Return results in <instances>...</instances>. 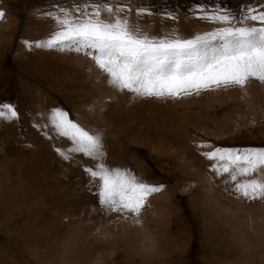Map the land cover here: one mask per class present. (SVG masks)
I'll return each instance as SVG.
<instances>
[{
  "label": "rangeland",
  "instance_id": "rangeland-1",
  "mask_svg": "<svg viewBox=\"0 0 264 264\" xmlns=\"http://www.w3.org/2000/svg\"><path fill=\"white\" fill-rule=\"evenodd\" d=\"M106 3L155 38L210 32L219 25L205 13L264 10V0H0V105L19 113L0 119V264H264V199L238 198L202 155L264 148V83L134 98L105 72L97 85L87 51L36 47L57 30L47 13ZM52 109L99 133L108 165L163 185L138 218L99 205L83 170L92 161L56 153L71 145L48 125Z\"/></svg>",
  "mask_w": 264,
  "mask_h": 264
},
{
  "label": "snow or ice",
  "instance_id": "snow-or-ice-1",
  "mask_svg": "<svg viewBox=\"0 0 264 264\" xmlns=\"http://www.w3.org/2000/svg\"><path fill=\"white\" fill-rule=\"evenodd\" d=\"M122 11L107 3L103 8L99 4L59 7L56 13H47L57 30L36 47L91 50L89 54L107 74L108 83L134 98L168 99L213 87L243 88L250 80L264 83V10L245 9L239 18L228 11L205 13L201 19L219 26L192 38L142 34L119 15ZM103 12L109 19L103 18ZM141 14L151 12L138 10L137 15ZM0 119L17 120L19 113L11 104L0 105ZM47 123L70 142L67 150L54 149L64 161L71 163L77 156L92 161L83 170L105 211L138 218L148 197L163 189V185L141 180L128 168L108 165L102 136L67 112L52 109ZM202 155L213 161L212 173L226 183L231 181L238 198L264 199V148H216Z\"/></svg>",
  "mask_w": 264,
  "mask_h": 264
},
{
  "label": "bare ground",
  "instance_id": "bare-ground-1",
  "mask_svg": "<svg viewBox=\"0 0 264 264\" xmlns=\"http://www.w3.org/2000/svg\"><path fill=\"white\" fill-rule=\"evenodd\" d=\"M81 50H85V51H87L88 53H90L91 52V50H89V49H85V48H81ZM80 55V54H79ZM87 55V54H86ZM90 55V54H89ZM88 55V56H89ZM81 57H83V61H81L82 63H83V65H86L87 66V68H88V71L91 73V74H93V75H96L95 77H96V79L97 80H99L98 81V83H97V85H99V86H101V84L102 83H104L105 81L103 80V77H104V72L96 65V63L95 62H92L90 59H88L87 58V60L85 61L84 60V56L83 55H80ZM80 56L78 57V58H80ZM90 58V57H89ZM79 60H82V59H79ZM80 65V64H79ZM105 85V84H104ZM246 89H244V91H245ZM243 92V91H242ZM248 94V93H247ZM102 109H104V108H102ZM101 117V116H100ZM85 122V121H84ZM86 123V122H85ZM87 124H88V122H87ZM92 126H93V124H92ZM94 130V129H93ZM95 131V130H94ZM100 132V131H99ZM212 181V180H211ZM208 182V181H207ZM214 184V183H213ZM240 216V215H239ZM127 224V223H126ZM240 226V225H239ZM131 227V226H130ZM248 233V232H247Z\"/></svg>",
  "mask_w": 264,
  "mask_h": 264
}]
</instances>
